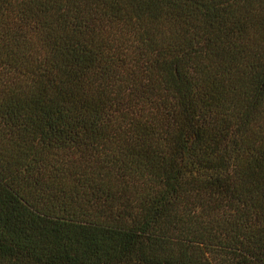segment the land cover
<instances>
[{
	"label": "trees",
	"instance_id": "16d2710c",
	"mask_svg": "<svg viewBox=\"0 0 264 264\" xmlns=\"http://www.w3.org/2000/svg\"><path fill=\"white\" fill-rule=\"evenodd\" d=\"M0 264H264V0H0Z\"/></svg>",
	"mask_w": 264,
	"mask_h": 264
}]
</instances>
